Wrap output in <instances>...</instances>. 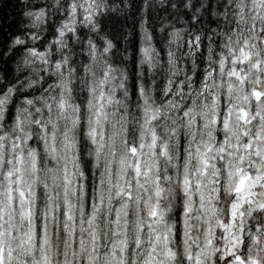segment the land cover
I'll return each mask as SVG.
<instances>
[{"label": "clouds", "instance_id": "9594fccd", "mask_svg": "<svg viewBox=\"0 0 264 264\" xmlns=\"http://www.w3.org/2000/svg\"><path fill=\"white\" fill-rule=\"evenodd\" d=\"M27 4L28 0H24ZM46 7H40L35 11L41 12L43 19V10L46 9L47 21L54 20L57 13L64 10L67 0H44ZM79 7L82 0H75ZM208 0H204V7H207ZM214 3L207 13L204 7L196 15L202 17L200 23H196L197 29H206L209 27V21L221 18V10ZM231 5L227 12L229 22L234 23L236 31L229 30L225 34V40L230 36L231 43H225L224 48L227 54L231 55V49H237L244 45L247 39L249 44L253 43L257 37L264 40L259 32V25L264 24V0H229ZM117 16L122 21L127 20L131 23L124 27L123 31L115 32L111 27L105 28V32L100 34L107 36L113 41V47L107 54L99 51L93 60L91 53L87 51L82 55L79 48L80 41L74 43L67 39H61V45L54 53H49V60L52 56L61 60L63 70H55L54 83L50 85L52 92L56 95V102L53 103L51 119L45 122L56 131L57 152L56 160L52 161L49 152L51 143L45 145L40 150L42 156L41 171L39 179L36 180V174L32 168V158L28 155L24 157L23 164V184L21 185L25 192L31 187L32 194L29 199H33L36 205L34 212L36 220H40V210L48 209L49 200L52 204L59 203L64 205L65 200L69 201L68 210L77 218L82 214L84 224H77L76 236L74 238L71 222L61 221L60 235L57 237L53 232L51 221L48 224V232L44 237V245L41 247L40 240L33 235V226L21 225L20 209L17 208L13 213L8 203V177L6 173L13 171L17 165L8 164V159H15L11 151V141L14 136L27 138L29 130L33 132L34 137L41 134L35 130L33 116L29 115L25 107L17 105L15 114L22 120V125L15 120H9L7 111L0 110V206L5 212V222L3 225V246L5 249V264H195L197 253L202 258L206 257L208 264H211L212 252L216 248H222V245L229 241H224L221 236L215 235L217 221L226 219V209L230 204L233 195L228 185H235V169L241 167L236 159L235 144H241L240 151L243 152L244 131L249 132V137L254 136L260 129V120L253 121V112H249L250 124L240 122L237 114L238 107L249 109V100L245 99L247 95L251 97V92L245 91V84L225 79L223 85L219 82L211 85L215 100L205 97L195 96L200 100L199 105L193 103L190 105L191 111L188 117L182 118V104L188 102L187 94L177 93L181 98L165 99V89L167 87L166 77L168 73L161 71L159 53L153 51L152 63L150 65L144 60L140 49L144 47L152 48L153 45L159 48H171L173 55L171 58V67L173 75L170 76L174 81L184 76L187 71L192 77V84L195 87L196 73L202 71L197 57L188 55L187 62L180 59L177 54V43L183 44V41H177L175 28L187 29L190 25L186 22L181 24L171 12L166 15L161 7V0H143L139 10V15L133 19L136 12L134 0H124L123 6L114 5ZM32 10L24 13V27L39 33L33 44L39 42L47 32L45 24L34 22L32 15L26 13L35 12ZM179 12L185 11L181 8ZM189 14L192 10L187 9ZM74 19V18H73ZM62 23L59 22L58 28ZM257 25L255 31H252V25ZM138 25L139 29V48L133 56V50L130 47H121V41L130 44ZM55 28V29H56ZM85 32L91 38L93 34L89 32L85 25ZM165 29V31H161ZM151 34L152 39H149ZM239 37V43H237ZM14 46V45H12ZM73 49H75L73 51ZM264 53V44L252 49L255 58L256 52ZM8 55H11L9 51ZM68 56V63H63V57ZM87 57V59L85 58ZM211 60L209 54L207 57ZM7 65L10 59H7ZM109 62L115 66L116 70L108 76L107 80L103 78V71L107 69ZM134 61L136 71L133 74L131 63ZM32 63H35L32 61ZM17 66V63H16ZM179 66V67H178ZM51 68V64L49 65ZM251 69V63L249 64ZM75 69V71H73ZM178 69V70H177ZM8 69L5 67V72ZM261 72H264V62L261 63ZM39 76V71L35 73ZM225 77L227 73H224ZM253 71L249 72L247 84L255 86L253 80ZM211 80V77L209 78ZM103 81V86H102ZM155 81V83L153 82ZM187 83V81H186ZM229 83L232 89L229 92ZM144 86V96L138 94L139 87ZM42 87L37 79L35 82L27 80L21 92H34L35 89ZM73 92L69 93V88ZM59 90V91H58ZM91 91L89 97L88 93ZM72 102L79 104L81 124L83 127H77L75 117L77 115L75 108H69L64 114L68 119L60 118L61 113L58 108L60 93ZM101 92H107L103 111L107 115H101L99 123H96V100ZM51 95V93H50ZM119 100V104L107 102V96ZM89 100L91 103H89ZM49 101L46 99L45 104ZM261 112H264V104L258 105ZM35 108V105L32 106ZM221 108L231 109L232 118L227 132L212 123V117L218 115ZM155 116L156 119H150ZM195 117H201L198 125ZM21 126L23 132H21ZM98 128L97 143H91V137L88 132L91 128ZM65 128L68 130L67 137L64 136ZM229 135L228 144L232 148L234 165L231 168L233 176L230 178L224 174V168L221 166L222 179L225 185H213L210 181L216 172V164L208 170V176H203L204 166L201 161L203 152L196 153L194 150L189 156L187 152L188 145L193 149L195 144L202 143L204 148L209 145H215L211 155H219L222 145L217 144L216 133ZM155 133V137L153 136ZM264 139V133H262ZM71 143H65V140ZM153 139L156 141L155 155H153ZM125 140L128 143H125ZM136 144L138 153L136 157L130 154V145ZM143 149L139 150V146ZM167 145L164 153L158 149ZM36 148L37 145H33ZM255 147V144L253 145ZM28 145H25V149ZM77 149H79V158H77ZM19 148L16 149L18 153ZM35 152L33 153V156ZM256 153H252L253 159ZM261 156L264 157V144L261 145ZM171 157V159H169ZM248 157H245V171L248 170ZM140 164V180L137 182L135 172L136 162ZM51 161V163H50ZM229 157L225 155L224 164H228ZM258 163V162H257ZM67 167L68 179L71 183L64 185V168ZM255 169L256 165H252ZM75 174L73 175V169ZM151 170L150 172L147 170ZM159 169V171H157ZM264 171V169H262ZM83 173V175H81ZM160 176L159 186L156 184V177ZM185 176H191L192 191H188L187 184L181 183ZM200 181L204 186L197 188L196 184ZM14 182V181H13ZM47 182L48 187L42 188ZM128 185H131L132 199H126ZM213 187L219 188V194L216 191L211 192V198L217 205L212 208L208 203L209 190ZM67 189V197L64 192ZM100 203L91 208V212L86 211L89 192ZM261 199H264V187L259 189ZM58 193V196L53 193ZM123 192V195H117ZM187 193V195H185ZM158 194V195H157ZM202 197L201 201L194 202L193 197ZM19 200V196L16 197ZM203 202L205 209L199 211V204ZM158 205L159 215L152 221V229L141 233L140 226L147 225L149 222L148 214ZM187 205L192 211L188 217H184V206ZM258 207V205H256ZM120 216L119 224L114 223L113 217ZM59 216V212L57 213ZM89 215L92 216L91 224L88 223ZM14 217V219H10ZM201 217H204L203 221ZM255 220V218H253ZM211 222V232L205 229ZM68 223L69 227L65 230L62 225ZM247 225V218L245 220ZM22 230L28 232L24 237L20 233ZM176 231L179 238L173 236ZM191 232V236L187 233ZM167 233L168 239L165 241L163 235ZM159 234L161 239L156 240ZM256 233H252L248 239V245L252 249L251 255L256 257L257 247L260 249L259 257L264 260V235H260L258 244L256 243ZM31 240V243L28 240ZM212 240V246L209 247L208 241ZM231 233H229V240ZM236 239L240 236L237 232ZM216 241H220L219 244ZM139 243V247H137ZM169 249L171 251H169ZM238 250L242 251L238 246ZM192 253L193 260L187 261L186 257ZM46 254V258H45Z\"/></svg>", "mask_w": 264, "mask_h": 264}, {"label": "snow or ice", "instance_id": "6c2138e0", "mask_svg": "<svg viewBox=\"0 0 264 264\" xmlns=\"http://www.w3.org/2000/svg\"><path fill=\"white\" fill-rule=\"evenodd\" d=\"M214 3H217V0H208L207 7H204V0H161V7L164 13L171 12V15L175 16L177 21L183 24L186 22L190 25L189 28H175L174 31L177 35V41H183V44L177 43V54L180 56V59L185 60L187 62L188 55L193 57H197L199 59L200 67L202 71L196 73L195 77V87L191 83L193 77L186 71L184 76L180 79L174 81L170 78L173 75V69L171 67V58L173 55V50L171 48H159L156 45H153L150 49L149 47H144L140 49V53L143 55L144 60L148 65L152 63V53L153 51L159 53L160 61H161V71L168 73L169 77H166L167 87L165 89V99H177L179 100L181 97L177 95V93L187 94L188 102L182 104L181 115L182 118H187L189 111H191L190 105L195 103L199 105L201 103L200 100H196L195 96L205 97V103H207V99L215 100V96L213 94V88L211 85H215L216 83H220L223 85L225 79L228 81H236L237 83L245 84V91L251 92V97L249 98L247 95L245 99L249 100V109H245L244 107L237 108V114L239 116L240 122L243 124H250L252 121L249 120V112H253V121L260 120L264 122V112H261L258 105L264 104V72H261V63L264 62V53L260 51L256 52V56L254 58L252 49L257 48L258 45L264 44V40H261L259 37L255 39V41L249 44L247 39L244 40V45L239 48L237 53V49H231V55L227 54V50L224 48V44L231 43L232 38L229 36L227 40H225V34L229 31H236L234 28V23L229 22V18L227 15L228 10L231 5L229 4V0H219L217 7L221 10V18L218 20L209 21V27L206 29H197L196 23H200L203 19L202 17L196 15L201 11V8L204 7L205 13L212 7ZM120 4L123 6L124 0H82L81 5L78 7L75 3V0H67L64 6L62 23L58 28L55 29L54 38L51 41H45V43L41 46H37V44H33L32 41L37 39L39 33L35 32V30H31L27 35L22 34L19 36H14L11 44L0 43V64H6L7 59H12L17 55H20V59L17 61L16 66V75L14 78L7 80L4 82L3 78H0V110L7 111L8 118L10 120H15L16 123H20L22 125V120L15 113L14 115L11 112V107L16 108L17 105L20 107H25L28 110L29 115L33 116V120L35 122V130L39 132L41 135L37 138L34 137L33 132L29 130L27 138L22 139L20 136H14L11 141V151L13 152L15 159H8V164L11 165L15 163L17 165L15 169V175L13 171H8L6 173L8 177V203L12 208L13 213L17 208L20 209V217H21V225L33 226L35 227L33 230V235L37 236L40 240L41 247L44 245V237L48 232V224L51 221L53 225V232L58 237L60 235L61 221H69L71 222V227L73 231V236H76V227L77 224L83 225L85 220L84 216L81 214L78 218L74 216V214L68 210L69 201L65 200L64 205L52 204L51 199L49 200L48 209H42L39 212L41 217L40 220H36L34 212L36 209V205L33 199H29L32 194L31 187L28 188V191L25 192L24 188L21 186L23 184V164L24 157L28 155L32 158V168L36 174V180L39 179V173L41 169V161L42 156L40 154V150L44 148L45 145L51 143V150L49 155L52 158V161L56 160L57 157L55 153L57 152V140H56V131L50 126L49 123H46V119H51V112L53 108V103L56 102V95L52 92L50 87L51 84L54 83V74L55 70H63V65L61 60L56 58L55 55L52 56L51 61L49 60V53H54L56 48L61 45V39H67L70 42H75L77 40L80 41L79 48L81 50V54L83 55L85 52V44H87V51L91 53L93 60L96 58V53L99 51L102 54H107L111 51L113 47V41L111 38L107 36H101L100 34L105 32L106 21H115L118 19L117 11L114 5ZM264 7V4L261 5ZM185 9L183 12H179V9ZM192 10V14H189L187 9ZM27 15H32L34 17V22L38 24H46L48 13L43 10V19L41 18V12H29ZM74 18V19H73ZM85 25L88 27L89 32L93 34L90 38L89 34L83 31ZM257 25L253 24L251 30L255 31ZM161 31H165V29H161ZM3 32V29L0 28V33ZM259 32L261 37H264V24L259 25ZM149 39H152L151 34L149 35ZM239 37H237V43H239ZM14 45V46H12ZM41 48L43 50H41ZM75 49H73L74 51ZM9 51H11V55H8ZM211 55L212 59L208 60V55ZM87 59V57H85ZM34 61L35 63H32ZM107 63V69L103 71L102 75L104 80H107L110 73L116 70L115 66L111 63L105 61ZM63 63H68V56L65 55L63 57ZM251 63V69L249 68V64ZM51 64V68L49 65ZM179 67V66H178ZM178 70V69H177ZM39 71V76L37 77L35 73ZM75 71V69H73ZM253 71L255 75H253V80L255 82V86H250L247 84L249 72ZM224 73H227L225 77ZM211 77V80L209 79ZM39 79L42 87L35 89L34 92H21V88L27 80H31L35 82ZM187 81V83H186ZM155 83V81H153ZM103 86V81H102ZM232 89V84L229 83L228 91L230 92ZM59 91V90H58ZM73 89L69 88V93L71 94ZM145 87L141 86L138 89V94L140 97L144 96ZM51 93V95H50ZM89 97L91 95V91L88 93ZM107 92H101L96 100L97 107L96 111V123H99V119L101 115H107L106 112L103 111V105L105 103V96ZM22 97V99H21ZM49 102L45 104V100ZM107 102L109 104L116 103L119 104V100L113 101L110 95L107 96ZM89 103L91 101L89 100ZM35 105L33 109L32 106ZM80 105L72 104L70 100H67L63 93H60V100L58 103V108L61 113L60 118L68 119L64 114L67 112L69 108H75L76 117L75 123L77 127H83L81 124L80 113ZM232 118L231 109L221 108L218 110V115L212 117V123L217 127H220L224 130V132L228 131L229 123ZM150 119H156L155 116H152ZM198 122V125L201 121V117H195ZM21 132H23V127L21 126ZM262 133H264V123L261 124L260 129H258L254 136L249 137V132L244 131L242 135L245 140L243 143V152L240 151L241 144L236 142L235 144V152L236 159H238L241 167L235 169V185L232 187L228 185L231 189V193L233 198L226 209V219L218 220L217 227L215 231V235H219L222 237L224 241H229L222 245V248H216L212 252V260L211 264H264V260H261L259 257L260 249L257 247L256 257H253L250 253L252 249L248 245V239L252 233H256V243L259 242L260 235H264V199L260 197L259 189L264 187V157L261 156V145L264 144V139H262ZM68 130L65 128L64 136L67 137ZM88 135L91 137V143L95 145L97 143L98 136V128L93 127L89 130ZM155 137V133H153ZM217 144L222 145L220 154L211 155L209 158V154L213 153V148L215 145H209L207 148H204L202 143L195 144V148L191 145H188L187 152L189 156H191L193 150L196 153L203 152V157H201V161L204 166V170L202 175L208 176V170L213 166V163L219 161L216 164V172L214 173L213 179L210 181L213 185H225V180L222 179L221 174V166L224 168V174L228 177H232L231 168L235 163L232 154V148L228 144L229 139L231 137L229 135H223L221 133H216ZM4 137L0 135V139ZM65 143H71L69 140H65ZM127 144L128 141L125 140ZM153 155H155L156 149V141L153 139ZM255 144V147L253 145ZM25 145H28V148L25 149ZM33 145H37L36 148H33ZM19 148L20 151L17 153L16 149ZM143 149V145L139 146V150ZM130 154L133 157L137 156L138 147L136 144L130 145ZM167 145L158 149L161 153L166 152ZM35 155L33 156V153ZM255 152L256 156L253 159L252 153ZM79 149H77V158H79ZM227 155L229 157L228 164H224V157ZM248 157V170L245 171V157ZM171 159V157H169ZM258 162V163H257ZM51 163V161H50ZM255 164L256 167L253 169L252 165ZM75 168L73 169V175L75 174ZM147 171H151L150 169ZM159 171V169H157ZM137 182L140 180V164L139 160L136 162L135 168ZM83 175V173H81ZM161 177L158 175L156 177V184L159 186ZM14 181V182H13ZM63 183L65 186L69 185L71 181L68 179V170L65 166L64 168V180ZM181 183L187 184L188 191H192L193 185L191 176H185ZM204 186L202 182L198 181L196 184L197 188ZM48 184L42 186V188H47ZM128 192L126 194V199L131 201L132 193H131V185H128ZM216 191L218 194L220 192L219 188L213 187L209 190V198L207 203L212 208H217V205L211 198V192ZM123 192L118 193L117 195H123ZM53 195L58 196V193H53ZM65 197H67V189L64 192ZM158 195V194H157ZM187 195V193H185ZM19 196V200L16 197ZM194 202L201 201L202 197L195 196L193 197ZM100 203L102 205V201H98L95 199L91 193L89 192L87 209L89 213L91 212V208ZM258 205V207L256 206ZM205 209V204L201 202L199 204V211L203 212ZM192 211L187 205L184 206V217H188L189 213ZM217 211L219 209L217 208ZM59 212V216L57 213ZM159 215L158 205L154 207L152 211L148 214L149 222L147 225H141L140 230L141 233L146 230L152 229V221L156 220ZM247 218V225L245 220ZM255 218V220L253 219ZM10 219H14V217H10ZM114 223L119 224L120 216L117 210V214L112 218ZM204 217H201L203 221ZM92 216L89 215L88 223L91 224ZM5 222V212L2 206H0V264H5V249L3 246L2 237L4 235L2 229ZM62 227L67 230L69 227L68 223H64ZM206 232H211V222L209 221V226L205 229ZM237 232L239 233L240 239H236ZM229 233H231V239L229 240ZM22 236L27 237L28 232L26 230H22L20 233ZM191 236V232L187 233ZM173 236L179 238L177 232H173ZM161 236L159 234L156 235V240L159 241ZM163 239L167 241L168 236L167 233L163 235ZM31 243V240H28ZM217 244L220 241H216ZM209 247L212 246V240L208 241ZM238 246L242 251L238 250ZM137 247H139V243H137ZM169 251H171L169 249ZM46 258V254H45ZM187 261L191 262L193 260V255L190 252L186 257ZM195 264H208V260L205 257L202 261L199 253L195 256Z\"/></svg>", "mask_w": 264, "mask_h": 264}, {"label": "trees", "instance_id": "16d2710c", "mask_svg": "<svg viewBox=\"0 0 264 264\" xmlns=\"http://www.w3.org/2000/svg\"><path fill=\"white\" fill-rule=\"evenodd\" d=\"M143 3V0H134V8L136 12L133 16L135 19L139 15L140 7ZM46 3L44 0H28L27 4H25L24 0H0V28L3 29V32L0 33V43L11 44L14 36H19L22 34L27 35L30 32V29L24 27V13L25 11L32 10L35 11L40 7H46ZM162 15H166V13H161ZM63 18V13H57L54 17V20L47 21L45 27L47 28V32L42 37V39L37 42V46H41L45 43V41H51L54 38L55 28L58 26L59 22ZM131 22L124 20L122 21L120 18L115 21H106V28L111 27L115 32L123 31L124 27L129 25ZM83 31H86L83 29ZM121 47H130L133 50V56L138 52L139 48V29L138 25L135 29L134 35L132 37V41L130 44H125L121 41ZM159 47V45H158ZM41 50H43L41 48ZM20 59V55L9 60L7 65L0 64V78L4 79L6 83L7 80L12 79L16 75V63ZM5 67H7L8 71L5 72ZM133 74L136 71L134 61L131 63ZM22 99V97H21ZM11 112L14 115L15 108L11 107ZM10 120V119H9Z\"/></svg>", "mask_w": 264, "mask_h": 264}]
</instances>
